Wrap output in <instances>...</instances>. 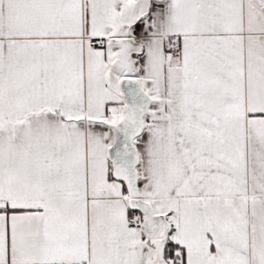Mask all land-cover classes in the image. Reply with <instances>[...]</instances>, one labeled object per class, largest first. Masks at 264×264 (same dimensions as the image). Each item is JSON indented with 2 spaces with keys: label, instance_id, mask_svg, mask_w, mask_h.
I'll use <instances>...</instances> for the list:
<instances>
[{
  "label": "snow or ice",
  "instance_id": "obj_1",
  "mask_svg": "<svg viewBox=\"0 0 264 264\" xmlns=\"http://www.w3.org/2000/svg\"><path fill=\"white\" fill-rule=\"evenodd\" d=\"M0 264H264V0H0Z\"/></svg>",
  "mask_w": 264,
  "mask_h": 264
}]
</instances>
